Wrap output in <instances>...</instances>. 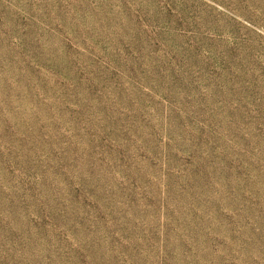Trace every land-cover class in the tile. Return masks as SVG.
I'll use <instances>...</instances> for the list:
<instances>
[{
	"label": "rangeland",
	"instance_id": "374dc122",
	"mask_svg": "<svg viewBox=\"0 0 264 264\" xmlns=\"http://www.w3.org/2000/svg\"><path fill=\"white\" fill-rule=\"evenodd\" d=\"M0 264H264V0H0Z\"/></svg>",
	"mask_w": 264,
	"mask_h": 264
}]
</instances>
